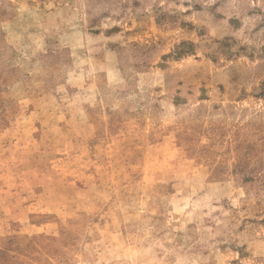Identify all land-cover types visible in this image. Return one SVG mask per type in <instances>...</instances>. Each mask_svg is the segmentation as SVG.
Returning a JSON list of instances; mask_svg holds the SVG:
<instances>
[{
    "label": "rangeland",
    "instance_id": "1",
    "mask_svg": "<svg viewBox=\"0 0 264 264\" xmlns=\"http://www.w3.org/2000/svg\"><path fill=\"white\" fill-rule=\"evenodd\" d=\"M0 264H264V0H0Z\"/></svg>",
    "mask_w": 264,
    "mask_h": 264
}]
</instances>
